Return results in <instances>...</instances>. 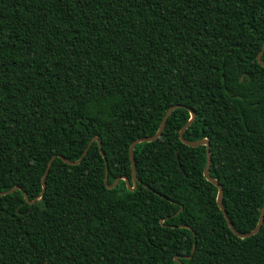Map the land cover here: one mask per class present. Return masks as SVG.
Returning a JSON list of instances; mask_svg holds the SVG:
<instances>
[{"label":"trees","instance_id":"16d2710c","mask_svg":"<svg viewBox=\"0 0 264 264\" xmlns=\"http://www.w3.org/2000/svg\"><path fill=\"white\" fill-rule=\"evenodd\" d=\"M264 0H0V264H264ZM264 60V53L262 55ZM135 146V190L129 148ZM185 106V107H184ZM179 214L174 216L180 209ZM19 208V213L17 209ZM187 225V227H181ZM195 236H194V233Z\"/></svg>","mask_w":264,"mask_h":264},{"label":"water","instance_id":"95a60500","mask_svg":"<svg viewBox=\"0 0 264 264\" xmlns=\"http://www.w3.org/2000/svg\"><path fill=\"white\" fill-rule=\"evenodd\" d=\"M263 53H264V43L262 45L261 50L257 54L258 63L264 67V60L262 59ZM179 107H183V106L182 105H173L167 110L166 114L164 115V117H163V119H162V121L160 123V127H159L158 131L154 135L138 138L135 141H133L132 144L130 145L129 156H130L131 168H132V178L131 179L129 177H127V176H121V177H118L112 184H109L108 160L106 159V154L103 151L102 142H101V140L99 139L98 136H95L91 140L89 146L91 145L92 142L98 141L100 152H101L103 158H105V161H106L105 184L107 185L108 188L112 189V188L116 187L121 180H125L126 181L128 189L135 190L137 188L138 184L141 181L139 180V178L137 176L136 160H135V155H134L135 146L137 144H139V143L152 142V141L157 140L162 135L169 116L172 114V112L176 108H179ZM185 108L190 111L191 117L184 124V126L180 129L179 136H180L181 141L183 143H185L186 145L191 146V147H198V146L206 145L207 162H206V166L204 168V176H205V178L208 181L213 183L218 188V194H217V198H216L217 204H218L219 208L221 209V211L223 212V214L225 216V219H226L230 229L239 238H247V237H251V236L255 235L256 233H258L260 231V229H261V227H262V225L264 223V205H263V207L261 209L258 223H257L256 227L253 230H251L249 232L242 233V232L238 231L235 228V226L233 225L231 219L229 218L228 213L226 211V208H225V206L223 204L224 188H223L222 184L220 183V181L218 179L212 177L211 174H210V167H211V161H212L210 140L208 138H204V139H200V140H196V141H190V140H187L186 138H184L185 131L190 127V125L194 122V120L196 119V116H197V114H196L194 109H192L190 107H185ZM87 151H88V148H86V150L84 151L82 157L80 159L76 160V161H71L70 159H68V158H66L65 156H62V155H54L52 157L51 161L49 162V165H48V167H47V169H46V171H45V173H44V175H43V177L41 179L42 188H43L42 192L38 196H36L33 200H30V198L28 196V193L26 191H24L21 186H16V187H14L12 189H9V190H6V191H1L0 195L9 194V193H12V192H14L16 190H22L23 194H24V197H25V200H26V202L28 204L36 203L38 200H40L43 197V195H44V193L46 191V188H47L46 178H47V175H48V173L50 171V168H51L53 160L57 156H59L60 158H62L68 164H71V165L79 164L81 162L82 158L87 154ZM19 208L20 207H18V209H17L18 213H19ZM182 209H183V206L181 205L179 211L174 216L179 214V212H181ZM181 227L189 228V226H187V225H181ZM193 233H194V231H193ZM194 236H195V233H194ZM196 245H197V242H196V237H195V241H194L193 249H192V254L188 255V256H186V255H177V256H175V260L179 261L181 264H184L181 261V259L182 258L191 259L192 256H193V253L196 250Z\"/></svg>","mask_w":264,"mask_h":264}]
</instances>
